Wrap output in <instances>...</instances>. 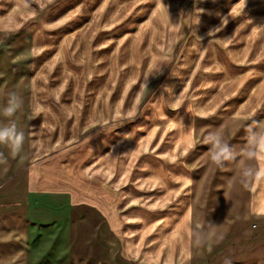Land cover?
Returning <instances> with one entry per match:
<instances>
[{"label":"rangeland","instance_id":"1","mask_svg":"<svg viewBox=\"0 0 264 264\" xmlns=\"http://www.w3.org/2000/svg\"><path fill=\"white\" fill-rule=\"evenodd\" d=\"M0 38V84L26 92L33 183L0 186V219L24 193L66 194L112 232L69 264H190L196 156L209 133L264 122V0H0ZM19 251L7 264H33Z\"/></svg>","mask_w":264,"mask_h":264},{"label":"crops","instance_id":"2","mask_svg":"<svg viewBox=\"0 0 264 264\" xmlns=\"http://www.w3.org/2000/svg\"><path fill=\"white\" fill-rule=\"evenodd\" d=\"M254 26L251 23L247 29L255 30ZM10 92H15L23 104L12 117H7L3 109ZM25 95V88L10 86L4 90L0 84V126L15 123L17 131H22L25 136L16 155L6 145H0L4 156L0 162V186H33L27 174L20 173L27 154L25 111L28 102ZM239 122L222 119L221 125L227 133L228 127L234 128ZM263 123L241 121L237 124L240 131L234 128L226 135L220 130L218 133L237 153H241L249 145L248 130L252 129L257 134L264 132ZM196 158H203L207 163L204 162L201 177L191 185L190 264H264V217L257 218L250 211L255 198L264 194V178L245 180L241 174L242 169L257 168V161L248 159L245 153L220 168L210 161L209 149L206 148ZM23 195L22 214L0 219V264L14 261L21 249L25 251L23 260L33 264H69L68 261L74 257L72 249L82 248L80 245L84 238L90 239L95 247L109 250L111 224L106 215L108 221L105 220L104 211L98 206L73 205L66 194L28 192ZM27 217L37 223L54 220V225L40 229L27 225ZM44 255L52 258L45 259Z\"/></svg>","mask_w":264,"mask_h":264},{"label":"clouds","instance_id":"3","mask_svg":"<svg viewBox=\"0 0 264 264\" xmlns=\"http://www.w3.org/2000/svg\"><path fill=\"white\" fill-rule=\"evenodd\" d=\"M23 100L15 92L8 93L7 105L3 109V114L12 117L14 113L22 107ZM249 145L241 153H237L228 142L218 132L209 133L205 142L210 145L209 158L217 167L223 168L227 162H231L238 155L247 154L248 159H255L258 167L242 169V177L247 180L250 177L264 178V132L257 134L249 129ZM24 133L17 131L15 123L0 126V145H6L13 155L21 150L24 143ZM4 159L0 152V162ZM252 215L257 218L264 217V194L258 195L250 209Z\"/></svg>","mask_w":264,"mask_h":264}]
</instances>
